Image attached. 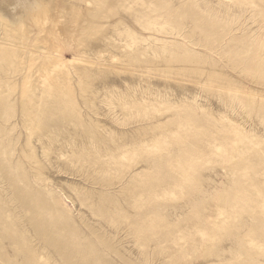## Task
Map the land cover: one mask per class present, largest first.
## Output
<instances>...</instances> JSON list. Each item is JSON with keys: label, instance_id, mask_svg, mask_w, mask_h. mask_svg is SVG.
Wrapping results in <instances>:
<instances>
[{"label": "rangeland", "instance_id": "1", "mask_svg": "<svg viewBox=\"0 0 264 264\" xmlns=\"http://www.w3.org/2000/svg\"><path fill=\"white\" fill-rule=\"evenodd\" d=\"M12 1L0 264H264V0Z\"/></svg>", "mask_w": 264, "mask_h": 264}, {"label": "bare ground", "instance_id": "2", "mask_svg": "<svg viewBox=\"0 0 264 264\" xmlns=\"http://www.w3.org/2000/svg\"><path fill=\"white\" fill-rule=\"evenodd\" d=\"M41 2V1H40ZM45 2V1H44ZM36 3V2H35ZM85 4H86V6H89V5H92L91 4V2H89L88 0H85V2H84ZM29 3H25L24 2V0H22V1H20V3H19V7L22 9V7H24V8H26L27 6L29 7V5H28ZM42 4H44V3H42ZM46 4V3H45ZM35 5V4H34ZM51 7V6H50ZM9 8H15V5L13 4V1L12 0H0V12H6ZM23 8V9H24ZM30 8V7H29ZM23 9H22V11H23ZM37 9V7H35V10ZM38 9H40L39 8V6H38ZM31 11H32V9H30ZM34 10V9H33ZM34 10V11H35ZM44 10V9H43ZM14 11V10H13ZM25 11V10H24ZM33 11V12H34ZM37 11V10H36ZM40 11V10H39ZM45 11H47V10H45ZM38 12V11H37ZM25 12H22V14H24ZM27 14H29V12L27 11L26 12ZM44 13V12H43ZM1 14V13H0ZM16 14V13H15ZM26 14V15H27ZM33 14H35V15H37V13H33ZM7 15H9V14H7ZM18 15V14H17ZM40 15H42V13L40 12ZM44 15H45V13H44ZM13 16V15H12ZM19 16H22V15H19ZM19 16H17V17H19ZM26 17V16H25ZM25 17H23V18H25ZM28 17V16H27ZM40 17V16H39ZM45 17V16H44ZM15 18V17H14ZM48 18V17H47ZM16 19V18H15ZM20 19V18H19ZM12 20H13V17H12ZM17 20H18V18H17ZM21 20V19H20ZM45 20V19H44ZM50 20V19H49ZM60 20V19H59ZM58 20V21H59ZM14 21V20H13ZM39 21V20H38ZM55 21V20H54ZM57 21V22H58ZM15 22V21H14ZM43 22H45V21H43ZM15 23H17V22H15ZM16 25V24H15ZM46 24H43L42 26H45ZM42 28V27H41ZM45 27H43V29H44ZM49 28V27H48ZM46 30V29H45ZM54 30H55V28H54ZM43 31V30H42ZM42 31H40V32H42ZM54 32H56V30L55 31H53V33ZM58 32V31H57ZM56 32V33H57ZM45 33H47V32H45ZM28 35V34H27ZM46 35V34H45ZM49 35H50V33H49ZM51 36V35H50ZM54 38V37H53ZM59 38H60V36H59ZM61 39V38H60ZM51 41H55V40H51ZM55 42H57V41H55ZM55 42H53V43H55ZM10 47V46H9ZM55 49H54V51H55V53L53 54L54 56H52V58H50V59H52V60H56V59H59L58 57H60V54H59V49L60 48H58V46L56 45V47H54ZM70 59L68 60V62H70L71 64H74V63H76L77 62V60H76V57L75 56H73V55H71L70 57H69ZM80 59V58H79ZM77 64H78V62H77ZM98 64V63H97ZM101 65V64H100ZM51 70L52 71H54V70H56V69H58V68H60V64H59V62L58 61H56L55 63H54V65H51ZM63 260H68V261H71V264H80V262H85V264H95V263H93L92 262V260L90 259V257H88V256H86L84 253H82V252H74V253H71L70 254V256L68 257V258H65V259H63ZM62 260V261H63Z\"/></svg>", "mask_w": 264, "mask_h": 264}]
</instances>
